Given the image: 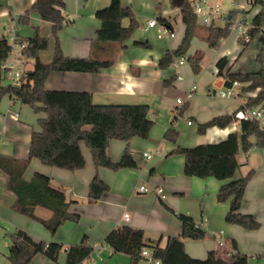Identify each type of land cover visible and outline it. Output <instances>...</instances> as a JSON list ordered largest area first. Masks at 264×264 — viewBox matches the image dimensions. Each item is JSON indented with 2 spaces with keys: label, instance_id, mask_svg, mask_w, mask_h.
I'll use <instances>...</instances> for the list:
<instances>
[{
  "label": "crops",
  "instance_id": "0c3cea01",
  "mask_svg": "<svg viewBox=\"0 0 264 264\" xmlns=\"http://www.w3.org/2000/svg\"><path fill=\"white\" fill-rule=\"evenodd\" d=\"M36 1L0 0V36H6L15 30L20 42L27 44L34 37L35 29H38L40 37L49 41L48 50L40 53L42 62L48 64L52 61L56 45L52 23L43 20L37 13L29 16L30 26L20 22V18L32 9ZM63 1L65 9L61 12L65 21L64 28L59 33L63 54L71 58L93 57L111 60L114 64L99 73L54 72L46 81L47 91L88 92L92 95L95 105H146L153 120L158 118L164 109L168 108L174 112V109L181 108L180 105L186 101L189 105L186 112L189 127L209 122L215 117L237 115L245 111L243 107L247 100L256 98L261 91L257 89L243 92L246 85L239 82L240 86H233V83L227 84L226 79L222 77L225 91L231 89L232 94L223 96L225 91H222L221 97L228 101L218 104L197 95L199 76L197 79L192 78L193 75L185 68V64L179 68L182 80L176 79L171 87L166 88L164 81L173 78L177 70L172 66L161 69L159 61L168 51L178 50L186 38L187 26L181 15L172 17V13L168 11L157 14L166 20L164 26L175 33L174 38L167 36L158 38L164 41H157L153 38L154 33L151 30L156 29L158 35L161 23L154 28H149L147 23L146 28L141 30L137 29L139 24L135 19L138 25L129 40L124 43L96 44L97 32L101 27L96 14L107 8L112 0ZM122 4L124 7H130L124 1ZM247 10L253 19L259 13L260 7L247 6ZM122 24L127 27L130 21L125 23L123 20ZM197 25L204 27L199 20ZM260 36L261 34L256 37L260 39ZM255 38H252L251 42ZM237 40L244 46L241 56L251 42L244 43L238 35ZM204 46H209L204 30H195L185 55L193 56L199 53L203 60ZM50 49L52 51H49ZM48 52V59L44 60L43 54ZM223 57L229 60L224 74H245L264 70L261 68L258 71L233 73V60L228 51L223 50L215 59L216 74V65ZM26 64L29 65L27 71L33 69V59H27ZM6 77L7 75L4 78ZM7 80L9 83L2 86H11L9 78ZM193 88V95L189 98L188 93ZM182 94L185 100L178 104L177 100L181 99L178 96ZM46 117V113H35L30 106L9 94L3 96L0 102V155L30 160L32 134L34 131H40L39 120ZM176 119L177 116L171 127L177 130L174 124ZM235 132H240L239 122H234L227 128H209L204 135L198 134V129L188 133L181 132L176 144L164 142L166 128L151 131L148 139L134 138L129 143L131 152L134 149H144L143 159L136 160L137 168L119 171L100 168L98 174L110 190L95 203L89 201V187L96 174V168L91 151L85 143L81 144L86 159V167L82 170L68 171L44 165L38 159H31L25 179L30 181L36 173L48 176L52 185L62 189L72 202L70 212L80 216L78 223L67 222L55 235L40 222L13 209L16 196L8 189L9 177L0 170V219L9 226L10 231L21 229L36 242L57 243L64 247L58 262L40 254L30 264H65L66 249L80 245L84 239H87V244L92 247L93 252L82 264H131L132 258L126 254L115 253L105 243L106 237L112 231L128 226L142 230L146 239L165 248L170 237L182 236L183 222L179 215L192 218L196 225L207 233L203 240H184L185 250L190 257L205 259L209 252L217 251L224 260H229L233 254L231 242L235 241L239 252L249 257L248 264H264V148L254 147L247 153L241 150L237 157L240 168L236 178L254 173L247 185L240 211L243 215L253 216L261 224V227L254 231L245 230L226 221L230 203L217 201V193L223 182L211 177H187L184 174L185 157L178 154L169 155L179 147L193 148L201 144L219 143ZM255 141V137H252L251 142ZM126 148L125 142L112 140L109 146L112 160L119 162ZM141 187H145L147 191H141ZM158 189L164 190V198L156 193ZM127 214L130 216L129 221L125 220ZM35 216L41 220H49L53 213L37 207ZM220 231L225 233L222 247L215 237ZM10 248L11 246L9 252ZM137 264L148 263L142 259Z\"/></svg>",
  "mask_w": 264,
  "mask_h": 264
},
{
  "label": "trees",
  "instance_id": "16d2710c",
  "mask_svg": "<svg viewBox=\"0 0 264 264\" xmlns=\"http://www.w3.org/2000/svg\"><path fill=\"white\" fill-rule=\"evenodd\" d=\"M173 8H178L184 24L187 26L186 38L176 51H168L159 61L161 69L171 67L175 59L184 56L190 47L191 39L196 30L197 17L194 14L193 0H170ZM123 0H112L110 5L97 12L96 18L101 22L97 32L96 44L124 43L129 40L137 28V22L131 7H124ZM250 8L260 7V11L252 19L249 31L251 38L260 36L262 51L264 50V0H251ZM65 9L63 0H37L32 9L20 18L22 24H29V16L37 13L40 17L52 23V34L56 45L52 61L42 62L40 53L48 50L49 41L41 38L38 29L27 42L23 55L33 59V69L25 74V82L21 89L2 86L5 72L1 68L11 50L10 43L5 36H0V102L3 96L9 94L21 103L30 106L35 113H46L47 117L39 120L40 131H34L30 144V160L38 159L47 166L68 171L82 170L86 167V159L81 144L85 143L90 149L96 174L89 187V201L95 203L110 187L100 178L98 170L108 168L119 171L126 168H137V162L129 147L134 138L148 139L155 122L149 116L146 105H95L92 95L88 92L47 91L45 84L54 72L99 73L114 64L111 60L66 57L60 47L59 33L64 28ZM1 10V7H0ZM248 12V10H247ZM236 12H231L234 20ZM124 19H130V24L124 27ZM159 22L166 21L158 16ZM231 23L224 27L206 28V42L211 48H217L221 42L231 34ZM260 53L258 60L263 61ZM196 74L201 71L202 56L196 53L189 56ZM229 60L221 58L217 65V74L224 77L227 84L240 82L246 85L243 92L260 89L256 98H249L243 110L252 108L264 109V70L245 74H224ZM176 76L164 81L166 88L171 87ZM234 122L240 123V132L231 133L228 138L216 144H201L193 148L179 147L169 155H183L185 157L184 174L187 177L200 179L215 178L223 182L217 193V201L229 202L230 208L226 221L248 231L258 230L261 224L250 215H243L241 207L244 201L247 185L253 176L251 172L246 177L236 178L240 164V151L249 152L252 148H264V127L260 122L239 121L236 114L232 116L215 117L209 122L198 125V134L204 135L209 128H227ZM180 133L170 127L164 136L166 142L176 144ZM255 137V143L251 138ZM112 140L123 141L127 144L122 158L114 162L109 154ZM30 160H19L0 155V170L8 177V189L15 194L16 202L13 209L17 212L40 222L52 235L67 222L78 223L80 216L70 212L71 201L60 188L52 185L51 179L41 173H36L28 181L25 173ZM42 207L50 210L53 216L49 220H41L35 216V209ZM183 222V233L180 237H170L165 248L146 239L142 230L124 226L112 231L105 239V243L115 253L129 255L131 264L142 260V251H151L156 260L162 264H248L249 257L239 252L235 241L231 242L233 254L229 260H224L217 251L209 252L205 259H194L185 250V239L203 240L206 231L198 227L195 221L187 216L179 215ZM11 248L8 260L12 264H30L37 255H44L53 262H58L64 247L57 243L34 241L25 231L18 229L11 236ZM93 249L84 239L80 245L66 249L65 264H82L92 254Z\"/></svg>",
  "mask_w": 264,
  "mask_h": 264
},
{
  "label": "rangeland",
  "instance_id": "374dc122",
  "mask_svg": "<svg viewBox=\"0 0 264 264\" xmlns=\"http://www.w3.org/2000/svg\"><path fill=\"white\" fill-rule=\"evenodd\" d=\"M125 4L129 5L134 13V18L138 21V28L144 30L147 26V23L151 19L157 18V14L161 13L163 14L164 11H168L172 13V17H179L181 14H179L178 8H173L171 5L170 0H123ZM239 1L240 5L244 4V0H237ZM213 3H220L222 8V14L227 15L231 12H236L235 20H238L242 16V9L240 7L234 8L232 6V0H213ZM245 14L250 16V12L245 11ZM125 23H128L130 19H124ZM31 23V22H30ZM30 23L28 24L30 26ZM26 25V26H28ZM25 26V25H24ZM196 30L203 29L204 33L207 34L206 28L201 27L199 25H196ZM217 27H224L225 22L218 20L217 21ZM154 33L153 38L157 41H164L159 40L158 35L156 33V29L151 30ZM61 32V31H60ZM244 46L237 40V34L234 32H231L229 37L224 39L221 42V45L217 48H211L210 46H204V57L201 61V71L199 74H196L193 70V66L191 61L189 60V55H185L186 62H185V68L189 70L194 79H197L199 76V83L197 84L198 91L197 95L201 96L202 98H209L212 101H215L216 103L220 104L223 102L228 101L227 99H223L221 97V92L226 90V87L223 85L224 79L222 77H219L215 72V59L218 56V54L223 51L227 50L229 57L233 60V73H244V72H252V71H258L261 68H264V50L261 52V44L259 42V37H256L252 40V42L245 48V51L240 56L241 52L243 51ZM49 51H52L51 49ZM262 53L263 55V61H259L258 57ZM50 52L43 54V59L47 60ZM181 57V56H180ZM180 57L175 59L174 64L172 65L173 69L175 68V63L180 59ZM25 59V58H24ZM23 59V65H22V73L27 72V69L29 67L28 64H26V60ZM238 59V60H236ZM176 70H179L176 68ZM8 77L4 78L3 83L4 85L7 84ZM9 83V82H8ZM178 97L181 98V100H185L184 94L179 95ZM188 103L184 101V104L180 105L181 108L174 109V112L169 111V109H164L160 116L156 119H152L155 124L152 128V131H158L160 129L166 128V132L171 127L172 121L177 116V119L175 120V126L177 128V131L179 133H188L190 131H194L198 129V125L195 124L193 127L188 126V120L189 117L187 116L186 112L188 110ZM182 112V114L180 113ZM164 140V137H163ZM165 142V140H164ZM144 149H134L132 151L133 158L135 160H140L142 158V153ZM151 151V150H150ZM153 152V151H151ZM143 159V158H142ZM146 160V159H145ZM148 161V160H147ZM15 231H10L9 226L0 219V264H12L10 261L7 260V255L9 252V247L11 246V235Z\"/></svg>",
  "mask_w": 264,
  "mask_h": 264
},
{
  "label": "built area",
  "instance_id": "2783aa9c",
  "mask_svg": "<svg viewBox=\"0 0 264 264\" xmlns=\"http://www.w3.org/2000/svg\"><path fill=\"white\" fill-rule=\"evenodd\" d=\"M251 0H244V4L240 5L239 1L232 0V6L234 8L240 7L242 9V16L238 20H231V13H228L227 15L222 14V8L220 3H213V0H193V9L194 14L196 15L197 19L201 22V25L204 27H213L217 25V21L221 20L225 22V25L227 23H231L230 30L231 32L236 33L240 39H243L244 43L248 44L251 42V36L249 34V31L252 28V18L245 14L246 7L250 6ZM160 25V22L158 18L151 19L148 22L149 28H154ZM169 36L170 38L175 37V33L167 28L166 26L161 24V31L158 34V38L163 39L165 37ZM9 43L11 50L9 52L8 57L2 61L1 68L4 70L5 75L10 80L11 87L21 89L24 82H25V73H22V65H23V59L25 58L23 55V51L25 48H27V44L21 43L18 39V36L14 31H11L8 35L5 36ZM186 62L185 56H181L180 59L175 63L174 67L175 69H179L182 65H184ZM173 67V66H172ZM176 79L182 80V74L179 70L176 71ZM241 84L239 82H233V86H240ZM192 90L189 91L188 97H192L193 92ZM231 89H228L225 91L222 95L223 96H230ZM178 104H182L183 101L181 99L177 100ZM236 118L246 121H253L256 120L261 123V125L264 127V109L261 108H252L247 109L241 113H238L236 115ZM190 124V123H189ZM143 192H146L147 189L145 187H141L140 189ZM157 194L162 195L164 198V190L158 189L156 191ZM125 220L129 221L130 216L127 214L125 215ZM224 231H220L216 234V239L219 242V245L222 247L224 246L223 237H224ZM142 259H144L148 264H162L161 261L156 260L154 258V255L151 251L144 249L142 251Z\"/></svg>",
  "mask_w": 264,
  "mask_h": 264
}]
</instances>
